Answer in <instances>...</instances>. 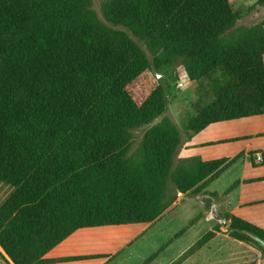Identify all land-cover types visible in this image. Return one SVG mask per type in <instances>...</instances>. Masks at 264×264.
I'll return each mask as SVG.
<instances>
[{
    "label": "trees",
    "instance_id": "trees-1",
    "mask_svg": "<svg viewBox=\"0 0 264 264\" xmlns=\"http://www.w3.org/2000/svg\"><path fill=\"white\" fill-rule=\"evenodd\" d=\"M103 10L112 26L92 0H0V182L13 187L0 247L14 264L69 260L47 254L81 228L153 222L176 197L171 184L185 193L228 164L174 166L186 140L264 113V31L235 28L230 0H106ZM175 64L195 109L185 139L155 72ZM225 218L235 238L264 248V229Z\"/></svg>",
    "mask_w": 264,
    "mask_h": 264
},
{
    "label": "rangeland",
    "instance_id": "rangeland-1",
    "mask_svg": "<svg viewBox=\"0 0 264 264\" xmlns=\"http://www.w3.org/2000/svg\"><path fill=\"white\" fill-rule=\"evenodd\" d=\"M105 1L92 0V8L101 21L112 26L103 10ZM230 2L238 14L235 28L245 27L264 31V0ZM128 32L152 58L146 45ZM155 72L160 78L165 79L169 95L165 115L179 126L185 139L188 131L185 129L184 121L188 116L195 114L191 103L192 91L184 88L178 81L176 64L166 65ZM148 127L149 125L142 126L134 131L135 147ZM177 163L178 158H175L174 166ZM209 179L197 182L182 195L171 184L174 190L169 187V195L175 193L176 197L153 222L140 226L86 228L76 232L70 241V248H74L75 252L66 256L70 257L67 262L99 264V258H102L106 261L104 264H264V248L261 245L249 239L235 238L228 229L229 224L224 226L210 217L211 201L215 199L218 202V189L226 183ZM12 190V186L0 182V204ZM219 211L224 217L227 214L223 206L219 207ZM228 221L230 223L231 219L228 218ZM102 233V238H97ZM208 236H211L208 242L201 247L200 241ZM77 247L79 248L76 252ZM190 254L192 258L189 259ZM195 256L197 262L193 260ZM0 264H14L1 247Z\"/></svg>",
    "mask_w": 264,
    "mask_h": 264
},
{
    "label": "crops",
    "instance_id": "crops-1",
    "mask_svg": "<svg viewBox=\"0 0 264 264\" xmlns=\"http://www.w3.org/2000/svg\"><path fill=\"white\" fill-rule=\"evenodd\" d=\"M258 154L263 156L262 160H257ZM192 157H199L204 161L228 158L227 166L215 178L219 182L226 183L218 189L219 197L217 196L218 202H216L218 210L223 206L228 214L264 229V113L209 124L186 140L178 154V159ZM141 224L144 223L124 225L140 226ZM111 226L118 225L97 228ZM83 229L86 228L75 231L49 251L47 256L51 258L70 256L75 252L74 248H70V241L76 232ZM191 254L189 259L194 255ZM193 260L198 261L196 256ZM105 262L99 258V264ZM50 264L70 263L59 261Z\"/></svg>",
    "mask_w": 264,
    "mask_h": 264
},
{
    "label": "water",
    "instance_id": "water-1",
    "mask_svg": "<svg viewBox=\"0 0 264 264\" xmlns=\"http://www.w3.org/2000/svg\"><path fill=\"white\" fill-rule=\"evenodd\" d=\"M179 191V190H177ZM179 194L182 195L183 192L179 191ZM209 215L212 219L216 220L217 222L221 223L224 226H227L229 221L219 212L217 203L214 199L211 201V206H210V212Z\"/></svg>",
    "mask_w": 264,
    "mask_h": 264
},
{
    "label": "built area",
    "instance_id": "built-area-1",
    "mask_svg": "<svg viewBox=\"0 0 264 264\" xmlns=\"http://www.w3.org/2000/svg\"><path fill=\"white\" fill-rule=\"evenodd\" d=\"M263 159V156L261 154H258L257 155V160H262Z\"/></svg>",
    "mask_w": 264,
    "mask_h": 264
}]
</instances>
